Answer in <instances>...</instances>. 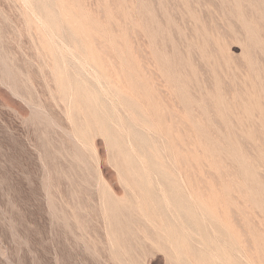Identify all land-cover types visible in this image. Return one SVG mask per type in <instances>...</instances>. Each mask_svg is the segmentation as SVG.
Masks as SVG:
<instances>
[{
    "label": "rangeland",
    "instance_id": "1",
    "mask_svg": "<svg viewBox=\"0 0 264 264\" xmlns=\"http://www.w3.org/2000/svg\"><path fill=\"white\" fill-rule=\"evenodd\" d=\"M235 261L264 264V0H0V264Z\"/></svg>",
    "mask_w": 264,
    "mask_h": 264
},
{
    "label": "bare ground",
    "instance_id": "2",
    "mask_svg": "<svg viewBox=\"0 0 264 264\" xmlns=\"http://www.w3.org/2000/svg\"><path fill=\"white\" fill-rule=\"evenodd\" d=\"M67 8V7H66ZM65 10V9H64ZM68 16V15H67ZM69 18V17H68ZM82 29H83V27H81ZM79 29V28H78ZM86 35V34H85ZM94 37H96V36H94ZM98 38V37H97ZM85 39V38H84ZM97 40V39H96ZM86 42V41H85ZM92 47V46H91ZM94 54V53H93ZM108 71V70H107ZM102 76V75H101ZM109 76V75H108ZM104 77V76H103ZM113 81V80H112ZM121 92H123L122 90H121ZM83 95V94H82ZM80 99V98H79ZM86 101V100H85ZM87 102V101H86ZM85 103V102H84ZM82 106V105H81ZM84 107H85V105H84ZM88 110V109H87ZM89 111V110H88ZM88 113V112H87ZM86 115H88V114H86ZM89 116H90V113H89ZM88 116V117H89ZM89 119V118H88ZM90 119L91 120H93L91 117H90ZM91 122V121H90ZM92 123H90V125H91ZM89 125V126H90ZM94 125V124H93ZM193 149V148H192ZM184 150V149H183ZM185 157V156H184ZM184 161H186V160H184ZM186 163V162H185ZM244 163V162H243ZM249 173V172H248ZM246 175V174H245ZM257 182V181H256ZM192 189V188H191ZM199 195V194H198ZM250 196V195H249ZM201 203V202H200ZM206 203V202H205ZM200 206L202 207V205L200 204ZM207 206H208V204H207ZM210 206V205H209ZM203 209H205V207L203 208ZM207 210H208V207L206 208ZM210 210H211V207H210ZM210 210H208L211 214H212V212H213V210L212 211H210ZM204 211V210H203ZM206 211V210H205ZM204 211V212H205ZM207 212V211H206ZM243 212V211H242ZM202 213V212H201ZM205 214V213H204ZM208 216V215H207ZM212 216H214V215H212ZM215 217H217L216 215H215ZM212 218V217H211ZM214 218V217H213ZM207 219V218H206ZM214 220H216V219H214ZM223 225H225V223L223 224ZM225 227V226H224ZM226 230V229H225ZM228 232V231H227ZM230 232V231H229ZM224 233V232H223ZM232 234V233H231ZM237 241V240H236ZM237 244V243H236ZM238 245V244H237ZM226 251V250H225ZM223 252V251H222ZM225 254V253H224ZM224 254H223V257H224ZM228 254H230V253H228ZM228 259H229V257H228ZM225 260V262L226 263H229V262H227L228 260H227V256H226V259H224ZM227 260V261H226ZM229 260H231V258L229 259ZM232 261H234L233 259H232ZM232 261H230L231 263H232ZM239 262V261H238ZM225 263V264H226ZM235 264H237V262L235 261L234 262ZM233 263V264H234ZM239 264H240V262H239Z\"/></svg>",
    "mask_w": 264,
    "mask_h": 264
}]
</instances>
